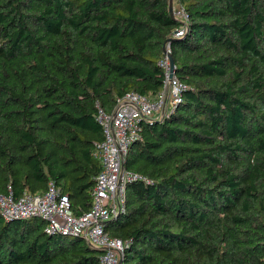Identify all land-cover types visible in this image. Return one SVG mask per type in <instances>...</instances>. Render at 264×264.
<instances>
[{
    "label": "trees",
    "instance_id": "16d2710c",
    "mask_svg": "<svg viewBox=\"0 0 264 264\" xmlns=\"http://www.w3.org/2000/svg\"><path fill=\"white\" fill-rule=\"evenodd\" d=\"M175 5L183 16L169 0H0V193L53 181L88 211L99 107L155 98L169 45L184 89L140 122L124 164L138 177L105 230L127 243L121 264H264V0ZM45 226L0 212V264H100Z\"/></svg>",
    "mask_w": 264,
    "mask_h": 264
},
{
    "label": "built area",
    "instance_id": "2783aa9c",
    "mask_svg": "<svg viewBox=\"0 0 264 264\" xmlns=\"http://www.w3.org/2000/svg\"><path fill=\"white\" fill-rule=\"evenodd\" d=\"M174 14L183 16V10ZM177 30L175 35L182 34ZM168 52L171 53L168 45ZM164 69L163 89L155 98L128 92L118 98L113 113L99 107L97 119L103 126L104 139L97 143L95 157L102 168L96 177L91 208L80 215L71 209L68 195L53 182L43 193L25 191L18 197L10 191L0 193V212L6 219L39 217L46 221L47 233L81 236L90 245L103 248L100 264H121L127 243L105 230V223L125 210L127 184L137 179V174L125 169L124 164L131 144L139 136L140 122L152 120L180 98L184 84L171 74L168 53L159 60Z\"/></svg>",
    "mask_w": 264,
    "mask_h": 264
},
{
    "label": "water",
    "instance_id": "95a60500",
    "mask_svg": "<svg viewBox=\"0 0 264 264\" xmlns=\"http://www.w3.org/2000/svg\"><path fill=\"white\" fill-rule=\"evenodd\" d=\"M169 8L172 14H174L175 10H174V6H173V0H169ZM170 40V39H168ZM167 40V41H168ZM164 53H168L169 59H170V64H171V74H174V59L172 56V53L168 52V45L164 46ZM102 252L104 251L103 248H99Z\"/></svg>",
    "mask_w": 264,
    "mask_h": 264
},
{
    "label": "rangeland",
    "instance_id": "374dc122",
    "mask_svg": "<svg viewBox=\"0 0 264 264\" xmlns=\"http://www.w3.org/2000/svg\"><path fill=\"white\" fill-rule=\"evenodd\" d=\"M174 9L177 10V9H179V8L175 5V6H174Z\"/></svg>",
    "mask_w": 264,
    "mask_h": 264
}]
</instances>
